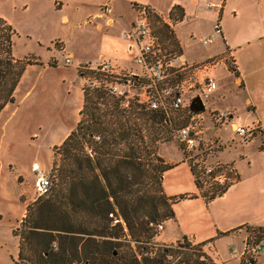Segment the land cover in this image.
Returning <instances> with one entry per match:
<instances>
[{
  "label": "rangeland",
  "instance_id": "1",
  "mask_svg": "<svg viewBox=\"0 0 264 264\" xmlns=\"http://www.w3.org/2000/svg\"><path fill=\"white\" fill-rule=\"evenodd\" d=\"M35 11L33 5L22 10L18 6V1L0 0V15L6 18L15 30L11 53L15 57L31 62L25 66L14 87L13 100L7 102L0 110V264H15L17 235H14L12 230L19 225L27 204L36 197L33 190L36 174L42 171L51 179L49 170L54 157V146L61 142L64 138L63 132L74 125L77 116L80 102L78 86L81 89L83 81L72 65L63 63L64 52L68 49L74 51L71 64L76 56L94 58L98 54V35L96 32L94 35V32L88 29L90 22L78 23V26L74 23L75 27L70 28L71 20L62 24L56 17L40 16ZM77 15L80 17V12ZM156 23L152 21L151 25L153 32L158 35L155 31ZM177 29L182 30L181 27ZM158 40L164 59L175 64L176 50L167 47L159 35ZM196 40L201 44L200 49H203L202 45H207L202 42L201 35H198ZM89 41L93 42L92 45ZM227 64L231 65L228 59ZM171 69L172 66L167 70ZM215 70L216 74H219L222 70L221 65L215 66ZM196 73L197 71L189 72L186 81L195 80L192 85L187 84L186 81L184 85L183 97L190 98L189 102L192 97L198 95L196 88L202 81V79L197 80ZM143 75L138 76L140 81L147 79L146 74ZM138 90V88L133 89V91ZM214 91L206 96L201 95L204 108L194 111V113L199 112L200 116L197 122L201 147L205 141L213 142L208 150H203L202 159L210 163L216 161L214 154L222 148L221 142L225 143V146L229 143L230 146L225 147L226 149L220 154L232 156L235 160L240 159L236 160L242 169L240 174L256 177L264 184V147L259 146L260 135L256 133L250 141L241 142L231 128V122L255 125L252 120L256 115L264 125V103H259L261 114L259 117L257 112L252 113L244 107L242 97L227 91L224 97L218 98L215 103L221 108L233 104L234 114L228 120L215 124L205 111L208 103L211 102V96L214 97ZM169 115L176 121L175 125H179L189 120L190 113L186 108H181L170 111ZM169 134L168 139L157 144L156 150L164 161H176V163L166 169L161 177L165 183L171 184L184 194L183 192L194 190L192 178L184 161L185 153L180 142L173 131ZM210 134L217 135L220 140ZM239 151L246 154V157L239 158ZM245 161H249L251 170H244ZM197 194L195 193V198L186 196L180 198L173 206L174 219L166 220L163 228L150 239L162 243L176 239L181 241L183 235L192 233L210 234L217 249L224 257H228L229 264H235L237 257L230 256L228 250L231 246L236 250L240 248L241 240L245 236V224L264 227V195L234 201L216 196L208 203H203ZM235 219H243L245 222L236 236L219 233V226ZM247 228L248 234L245 236L247 241H258L264 235V231L261 233L256 227ZM118 239L126 242L120 236ZM261 245V253L264 257V237ZM189 251H183L182 255ZM255 256L251 257L252 262ZM237 263L249 264L248 260H242L240 257ZM187 264L193 263L188 260Z\"/></svg>",
  "mask_w": 264,
  "mask_h": 264
},
{
  "label": "trees",
  "instance_id": "2",
  "mask_svg": "<svg viewBox=\"0 0 264 264\" xmlns=\"http://www.w3.org/2000/svg\"><path fill=\"white\" fill-rule=\"evenodd\" d=\"M179 5L167 12L172 22L182 18ZM150 22L167 47L180 54L171 26L149 8ZM14 28L0 16V110L13 100L12 92L27 59L11 53ZM231 69V65H228ZM78 119L58 145L50 166V183L27 204L12 233L17 235L15 264H167L170 249L158 248L139 260L119 224H110L108 211L122 218L129 239L148 241L154 224L173 217V202L193 195H166L164 170L175 163L157 153V144L182 124L160 108L135 98L127 106L102 89L82 93ZM264 133V131H263ZM97 137V138H95ZM87 149H89L87 151ZM225 188L213 185L208 199ZM259 232L264 227H256ZM123 242L118 237L120 235ZM199 243L181 257L182 263L214 264L198 258Z\"/></svg>",
  "mask_w": 264,
  "mask_h": 264
},
{
  "label": "crops",
  "instance_id": "3",
  "mask_svg": "<svg viewBox=\"0 0 264 264\" xmlns=\"http://www.w3.org/2000/svg\"><path fill=\"white\" fill-rule=\"evenodd\" d=\"M18 1V6L22 10H26L29 5L35 6V12L42 16L57 18L59 23H67L69 20L70 28H74L78 23L86 24L90 32L98 35V54L108 59L117 69L131 71L136 74H144L143 69L133 61L131 49L121 36V32L128 29L135 19V6L146 5L155 13L163 17L167 16L168 10L173 5H179L182 8L183 16L180 20L171 24L173 35L180 48V54L177 55V62L181 68H185V72L189 65L204 61L205 59L214 58L216 61L210 67L209 71L212 74L216 85L210 91H214L211 96V102L208 103V108L225 109L232 115L235 107L233 104H227L225 107L216 105L218 98H223L227 91H232L243 99L244 107L252 113L260 114V104L264 103V0H14ZM206 3H212L206 6ZM107 5L108 10L102 11L100 7ZM81 14L79 17L77 13ZM7 23L9 21L0 15ZM92 19V20H91ZM76 23V24H74ZM11 25V23H9ZM12 26V25H11ZM85 26V25H84ZM182 28L178 30L177 28ZM86 28V27H85ZM201 35L202 42L207 45L201 48V44L196 40V37ZM205 37H210V41L204 42ZM56 39L60 40L56 37ZM90 39V38H89ZM63 41V40H62ZM90 45L93 42L89 41ZM209 42V43H208ZM71 55V61L75 55L72 49L64 52ZM36 56V55H35ZM63 56V57H64ZM90 56H76L72 65L82 61L93 59ZM94 57V58H95ZM227 59L231 63V69L228 67ZM221 65V72L216 74L215 66ZM184 72V71H183ZM197 80L202 79V72L197 71ZM185 76V80H188ZM192 79V82H194ZM187 84H191L186 81ZM185 83V84H186ZM80 93V102L77 107L79 110L83 99L82 91L78 86ZM209 92V93H210ZM200 99L202 96H200ZM202 101V100H201ZM203 104V101H202ZM204 108V105H203ZM77 116L75 119H78ZM199 113V112H198ZM197 113V114H198ZM74 122V124H75ZM234 123V122H233ZM252 123L255 124L254 135H260V147H264V125H262L258 116H254ZM74 125H71L63 132V137L69 132ZM206 126H204V129ZM213 135V134H210ZM219 139L217 135H213ZM220 140V139H219ZM222 143V148L214 154L216 160L230 162L237 171V178L225 190L217 195L221 198H227L229 201L238 200L245 197H258L264 195V184L256 177L245 176L240 174V166L236 159L232 156L221 155L220 153L229 147L228 143ZM239 158L246 157L242 151H239ZM167 161V160H165ZM183 161V160H180ZM176 163V161H167ZM189 169V168H188ZM244 170H251L249 161L244 162ZM165 171V170H164ZM163 171V172H164ZM190 171V170H189ZM191 174V173H190ZM192 178V176H191ZM194 190L183 192L186 195L193 193V198L197 194V187L192 179ZM162 190L166 195H178L180 191L176 190L171 184L165 183L161 177ZM203 201L213 200L215 197L204 200L199 193L197 194ZM179 200V199H178ZM177 200V201H178ZM173 202L172 209L174 204ZM176 216V215H175ZM169 219H174L173 217ZM168 220V219H166ZM163 221L164 222L166 221ZM243 219H235L226 224L219 226V233H228L230 236H236L244 225ZM257 227L245 224V236L248 234L247 227ZM241 240L240 248H233V252L229 251L230 256H236L238 264V251L242 247L245 240ZM264 235L262 236V238ZM262 238L258 240L260 243ZM180 239H188L191 242L199 243L202 250L215 264H229L228 257H224L221 251L217 249L214 240L210 234H187ZM179 240V239H176ZM173 240V241H176ZM230 248V247H229ZM223 262V263H222ZM252 264H264L263 254L258 252Z\"/></svg>",
  "mask_w": 264,
  "mask_h": 264
},
{
  "label": "built area",
  "instance_id": "4",
  "mask_svg": "<svg viewBox=\"0 0 264 264\" xmlns=\"http://www.w3.org/2000/svg\"><path fill=\"white\" fill-rule=\"evenodd\" d=\"M211 4L206 3V6ZM100 9L105 11L108 10V7L105 4ZM135 11V19L128 29L121 32V36L131 49L134 62L143 69L147 79L140 81L138 76H144L143 74L117 69L108 59L97 56L93 59L82 60L73 64L83 81L81 91L86 93L94 89H102L106 93L117 97L119 104L122 106H127L129 100L135 98L149 108L162 109L166 115H168L169 110L186 108L190 113L189 120L177 127L173 134L180 142L185 153L183 158L190 170L199 195L204 200H207L213 185L227 188L236 180L237 171L228 161L216 160L210 163L202 159L203 150H208L213 142L205 141L201 147L198 136L200 129L197 122L200 116L197 112L194 113V111L189 109L190 98L185 99L183 94L185 92V76L189 72L200 71L203 75L202 81L199 83L200 86L196 88V94L206 96L215 87L216 82L209 69L216 59H205L204 61L191 64L185 72V68H181L180 64H173L172 61L164 59V55L161 54L158 35L153 32L150 22L149 7L143 4L136 5ZM160 18L168 26L173 23L167 16L162 18L160 15ZM203 41H210V37H205ZM63 63L66 65L71 64L70 54H65ZM170 66H172V69L167 70ZM189 82L192 85V80ZM135 88L139 90L133 91ZM207 112L209 119L215 124L232 117V114L225 109H211ZM231 128L241 142H248L254 135L255 125L248 126L231 122ZM49 183L48 175H45L42 171L36 174L33 181L35 195L43 194ZM107 216L110 218V224L120 225L122 232L125 233L126 240L129 241L134 257L138 260L144 256H153L158 248L166 247L170 250L165 254V261L167 264H173L182 261L181 255L183 251L191 250L196 245L195 242H191L188 239L162 243L151 239L148 241H134L129 239L125 224L119 214L108 211ZM162 228V220L154 224L155 233ZM120 237H123V235L121 234ZM199 248L198 258L207 260L209 258L208 255L202 250L201 246ZM261 248L262 245L259 241L244 240L238 255L242 260H248L250 264L251 257L256 255ZM229 250L233 252L232 247Z\"/></svg>",
  "mask_w": 264,
  "mask_h": 264
},
{
  "label": "water",
  "instance_id": "5",
  "mask_svg": "<svg viewBox=\"0 0 264 264\" xmlns=\"http://www.w3.org/2000/svg\"><path fill=\"white\" fill-rule=\"evenodd\" d=\"M188 106L192 111H200L203 108V104L199 95H195L194 97H192Z\"/></svg>",
  "mask_w": 264,
  "mask_h": 264
}]
</instances>
